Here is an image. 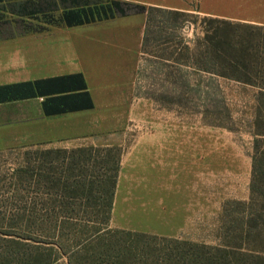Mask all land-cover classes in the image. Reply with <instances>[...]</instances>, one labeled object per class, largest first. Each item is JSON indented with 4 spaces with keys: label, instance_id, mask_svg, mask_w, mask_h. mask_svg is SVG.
I'll list each match as a JSON object with an SVG mask.
<instances>
[{
    "label": "rangeland",
    "instance_id": "obj_1",
    "mask_svg": "<svg viewBox=\"0 0 264 264\" xmlns=\"http://www.w3.org/2000/svg\"><path fill=\"white\" fill-rule=\"evenodd\" d=\"M203 16L153 13L156 25L134 53L132 80L115 95L127 105L102 111L100 134L81 139L85 145L16 137L0 147V264H264V100L255 99L253 85L198 70L193 53L179 48L202 36ZM151 132L173 145L166 185L157 184V161L133 167L130 179L139 182L116 221L162 228L164 194L177 200L172 171L193 184L196 170L191 216H183L179 237L116 233L121 228L107 221L122 159ZM145 173L151 182H143Z\"/></svg>",
    "mask_w": 264,
    "mask_h": 264
},
{
    "label": "crops",
    "instance_id": "obj_2",
    "mask_svg": "<svg viewBox=\"0 0 264 264\" xmlns=\"http://www.w3.org/2000/svg\"><path fill=\"white\" fill-rule=\"evenodd\" d=\"M148 6L264 26V0H0V147L17 138L80 147L85 145L81 139L100 134L96 131L101 112H110L111 105H127L115 95L132 80L134 53L141 46ZM132 115L131 99L126 116L131 119ZM160 137L152 132L142 135L122 159L110 224L174 238L187 226L184 217L191 216L196 170L193 184L179 181L172 171L177 200L172 202L173 193L164 194L165 207L158 214L162 228L116 221L129 210L132 186L139 182L130 179L133 167L157 161V184L165 187L166 160L173 156V145ZM194 150L196 164V146ZM142 180L151 182L146 173Z\"/></svg>",
    "mask_w": 264,
    "mask_h": 264
},
{
    "label": "trees",
    "instance_id": "obj_3",
    "mask_svg": "<svg viewBox=\"0 0 264 264\" xmlns=\"http://www.w3.org/2000/svg\"><path fill=\"white\" fill-rule=\"evenodd\" d=\"M144 11L146 21L142 37L143 45L149 41V34L151 33L150 27L156 25L153 17L154 12L162 16H175L176 20L187 16L198 15L154 6H148L144 8ZM162 19L158 21V25L161 28L163 24ZM203 20L207 22L208 26L203 30L202 36H195L191 48L186 41L181 42L179 48L193 53L195 58L193 62L198 70L207 73L211 77L235 80L253 85L257 87L255 99L258 101L264 100V83H256L252 80L254 77L264 81V26L237 23L212 16H203ZM181 23L184 25V22ZM177 49L178 46L176 44L174 50L176 51ZM182 77H184L183 74L177 75L179 79ZM116 179L115 177L111 200L109 202L107 221H110ZM115 232L142 237L147 235V233L124 229H116Z\"/></svg>",
    "mask_w": 264,
    "mask_h": 264
}]
</instances>
